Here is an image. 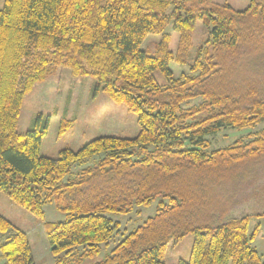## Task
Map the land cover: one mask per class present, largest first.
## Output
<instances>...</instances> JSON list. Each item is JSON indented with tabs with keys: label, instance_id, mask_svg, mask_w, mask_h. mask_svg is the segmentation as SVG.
I'll use <instances>...</instances> for the list:
<instances>
[{
	"label": "trees",
	"instance_id": "16d2710c",
	"mask_svg": "<svg viewBox=\"0 0 264 264\" xmlns=\"http://www.w3.org/2000/svg\"><path fill=\"white\" fill-rule=\"evenodd\" d=\"M198 20L208 38L176 78L169 63L188 64ZM170 24L179 33L175 52ZM149 35L161 36L153 50L142 48ZM60 66L95 77L97 90L136 112L138 135L42 155L49 118L25 133L19 118L24 97ZM224 129L251 131L211 148L209 137ZM0 190L39 218L48 203L67 216L45 223L56 264L98 256L123 234L109 214L158 197L169 202L94 264H166L168 243L188 234L190 259L178 264H264L252 245L260 223L250 233L253 218L264 222V0L243 10L214 0H5ZM0 236V264H35L27 233L2 214Z\"/></svg>",
	"mask_w": 264,
	"mask_h": 264
},
{
	"label": "rangeland",
	"instance_id": "374dc122",
	"mask_svg": "<svg viewBox=\"0 0 264 264\" xmlns=\"http://www.w3.org/2000/svg\"><path fill=\"white\" fill-rule=\"evenodd\" d=\"M229 3L237 10L245 9L251 0H215ZM5 0H0V9ZM172 36L170 49L175 52L178 47L179 33L170 24L167 29ZM209 30L202 20H198L193 31L192 47L187 65H180L174 61L169 63L174 77L178 78L183 71L189 69L197 50L208 38ZM161 39L160 35H149L142 48L153 50L154 45ZM154 76L160 84L167 82L163 73L154 71ZM98 80L93 76H78L64 66H60L46 79L37 82L32 91L24 97L23 106L18 123V132L25 133L31 129L38 117L41 122L49 118L48 133L42 140L41 154L57 157L64 148L80 149L87 142L100 136L135 137L140 131L138 114L124 104H118L105 92L97 90ZM199 99L194 100L197 102ZM69 122L70 126L64 133H60L61 125ZM251 130L224 129L217 135L209 137L211 148L225 147L238 137L247 135ZM79 167H75L78 170ZM168 203L165 197L158 199L150 206H135L128 214H109L121 224V235H115L108 244L102 246L101 253L88 258L83 264H94L101 261L120 241L124 234L142 225L149 217L157 212V204L161 201ZM0 214L5 216L28 235L35 264H56L49 245L45 223L64 221L67 216L59 211L54 203L45 206L44 218H39L30 211L14 202L0 190ZM257 223L260 229L252 245L264 257V222L262 218H253L250 222V233ZM0 236V241H1ZM195 235L188 234L179 241L168 243L163 259L166 264H178L180 260H189Z\"/></svg>",
	"mask_w": 264,
	"mask_h": 264
},
{
	"label": "crops",
	"instance_id": "0c3cea01",
	"mask_svg": "<svg viewBox=\"0 0 264 264\" xmlns=\"http://www.w3.org/2000/svg\"><path fill=\"white\" fill-rule=\"evenodd\" d=\"M215 1V0H214ZM215 2H217V1H215ZM217 3H221V2H217Z\"/></svg>",
	"mask_w": 264,
	"mask_h": 264
}]
</instances>
